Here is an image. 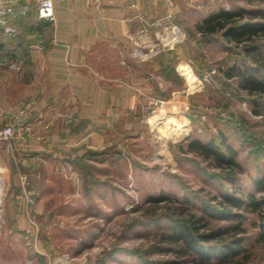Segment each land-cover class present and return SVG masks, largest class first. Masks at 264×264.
I'll list each match as a JSON object with an SVG mask.
<instances>
[{"label": "rangeland", "instance_id": "1", "mask_svg": "<svg viewBox=\"0 0 264 264\" xmlns=\"http://www.w3.org/2000/svg\"><path fill=\"white\" fill-rule=\"evenodd\" d=\"M184 4L180 17L142 29L133 41V59L154 61L151 108L131 126L121 123L108 147L71 169L57 167L43 197H7L6 187L0 264H202L175 238L190 216L202 232L225 230L210 242L223 258L209 264H264V210L248 207L251 194H264L257 183L264 178V88L255 86L264 85V0ZM222 9L260 25L253 39L202 35L198 24ZM135 48L148 56L138 59ZM195 140L228 155L231 147L240 166L191 147ZM229 196L242 206L231 207ZM224 209L237 217L226 218ZM232 236L242 247L236 256L224 250Z\"/></svg>", "mask_w": 264, "mask_h": 264}, {"label": "crops", "instance_id": "2", "mask_svg": "<svg viewBox=\"0 0 264 264\" xmlns=\"http://www.w3.org/2000/svg\"><path fill=\"white\" fill-rule=\"evenodd\" d=\"M184 1L54 0L53 21L38 17V0L16 4L12 22L21 32L13 45L25 62L21 70L0 66V129L17 123L22 101L38 103L24 118L33 133L0 138L7 197L22 192L23 174L32 197L52 192L57 167L71 169L108 147L121 123L129 127L151 108L154 61L133 59V41L142 29L180 17ZM2 40L0 62L9 54ZM40 40L44 50L28 55Z\"/></svg>", "mask_w": 264, "mask_h": 264}, {"label": "trees", "instance_id": "3", "mask_svg": "<svg viewBox=\"0 0 264 264\" xmlns=\"http://www.w3.org/2000/svg\"><path fill=\"white\" fill-rule=\"evenodd\" d=\"M239 14L240 13L222 9L218 13H213L209 15L202 23L198 24V31L202 35H212L219 31H223V34L228 40L236 42H241L246 39H253V36L258 31L260 25L250 21L240 22V18H237ZM226 74L228 77L233 76L235 74L234 69L230 68L226 71ZM252 82H254V80ZM243 85L247 86L246 82H243ZM255 86L256 88H264L263 82H258V84L256 82ZM191 144V147L193 148L199 147L200 149L206 151V153L208 154L216 155V158L220 163L240 166V163L237 162L235 158L236 152L232 150L231 147H227L229 150L228 155V151H221L220 149L215 147L211 142L203 143L199 140H195ZM257 183L258 186L264 190V178L259 179ZM248 198V207L250 206V210L258 212H262L264 210L262 209V207L264 206V194L262 195V197H256L254 196V194H251ZM226 200L228 201L227 203L231 205V207H241L243 204V199L239 197L229 196L226 197ZM225 209L222 212L224 216H226V218H231L232 216L237 217V214L231 213V210L226 211ZM196 222V219L192 216L178 222L177 228L180 232V235L175 238L178 240H185L187 248L184 252H192L195 254H199L201 256L199 262L202 264H209V259H212L215 256H218V258H223L217 253L218 247L215 245H211L210 242L214 238L218 237L217 239H219V237L222 236L225 230H222V228L219 227L215 232L213 231L214 233H205L200 231V226L197 225ZM231 238V244L225 245L224 250L227 252L228 256H236L241 252L242 247L240 242H236V238H234L233 236Z\"/></svg>", "mask_w": 264, "mask_h": 264}, {"label": "built area", "instance_id": "4", "mask_svg": "<svg viewBox=\"0 0 264 264\" xmlns=\"http://www.w3.org/2000/svg\"><path fill=\"white\" fill-rule=\"evenodd\" d=\"M20 0H0V40L4 41L9 54L6 56L4 61L0 62V66H5L12 70H21L25 58L21 57L19 51L13 45L20 36L19 28L12 22L13 17H16L19 12L16 10V4ZM38 17L41 19L53 21L56 18L54 0H38ZM45 43L40 40L35 45L27 49L28 55H33L39 51L44 50ZM133 55L138 59L145 58L148 56V52H144L141 49L135 48ZM38 103V99L32 98L30 100H24L21 102L20 115L16 124L8 123L0 129V138L10 140L13 137L27 133H33L34 126L30 122H25V116L28 111L31 110ZM0 171H3L1 169ZM22 192L18 197H22L27 192V175H22ZM7 187L6 178H0V197L5 196V190Z\"/></svg>", "mask_w": 264, "mask_h": 264}]
</instances>
